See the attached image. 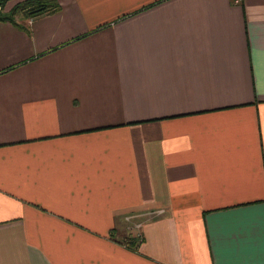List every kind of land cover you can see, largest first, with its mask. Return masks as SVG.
I'll list each match as a JSON object with an SVG mask.
<instances>
[{
  "label": "crops",
  "instance_id": "crops-1",
  "mask_svg": "<svg viewBox=\"0 0 264 264\" xmlns=\"http://www.w3.org/2000/svg\"><path fill=\"white\" fill-rule=\"evenodd\" d=\"M54 1L0 21V264H264V0Z\"/></svg>",
  "mask_w": 264,
  "mask_h": 264
},
{
  "label": "trees",
  "instance_id": "trees-1",
  "mask_svg": "<svg viewBox=\"0 0 264 264\" xmlns=\"http://www.w3.org/2000/svg\"><path fill=\"white\" fill-rule=\"evenodd\" d=\"M7 1L10 0H0V7H2ZM58 10L59 6L54 0H24L15 3L7 15H1L0 21L14 23L13 17L19 12H22L26 18L35 19L42 15L55 13ZM140 241L141 239L138 235L136 237H122L118 242L124 245L130 252L136 253Z\"/></svg>",
  "mask_w": 264,
  "mask_h": 264
},
{
  "label": "rangeland",
  "instance_id": "rangeland-1",
  "mask_svg": "<svg viewBox=\"0 0 264 264\" xmlns=\"http://www.w3.org/2000/svg\"><path fill=\"white\" fill-rule=\"evenodd\" d=\"M0 8H1V9H0V11L2 12L3 6H2V7H0ZM9 11H10V10H9ZM9 11H8V12H9ZM1 12H0V16H1V15H7V14H8V12H7V13H4V14H3V13H1Z\"/></svg>",
  "mask_w": 264,
  "mask_h": 264
},
{
  "label": "built area",
  "instance_id": "built-area-1",
  "mask_svg": "<svg viewBox=\"0 0 264 264\" xmlns=\"http://www.w3.org/2000/svg\"><path fill=\"white\" fill-rule=\"evenodd\" d=\"M125 220H128V217H126Z\"/></svg>",
  "mask_w": 264,
  "mask_h": 264
}]
</instances>
